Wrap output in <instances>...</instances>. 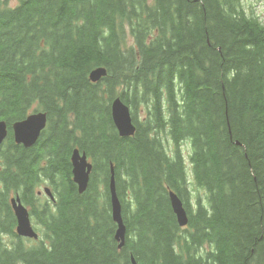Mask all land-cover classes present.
Instances as JSON below:
<instances>
[{"label": "trees", "instance_id": "1", "mask_svg": "<svg viewBox=\"0 0 264 264\" xmlns=\"http://www.w3.org/2000/svg\"><path fill=\"white\" fill-rule=\"evenodd\" d=\"M8 1L0 0V120L9 128L0 264H132L131 256L136 264H264V26L233 16L236 0ZM100 67L107 74L92 83ZM115 98L131 110L132 137L112 122ZM34 104L48 127L24 148L11 125ZM74 148L93 166L83 194L72 181ZM111 162L126 225L121 249ZM42 185L55 200L38 196L39 208ZM170 191L187 212L184 228ZM12 192L30 208L37 241L16 235Z\"/></svg>", "mask_w": 264, "mask_h": 264}, {"label": "water", "instance_id": "2", "mask_svg": "<svg viewBox=\"0 0 264 264\" xmlns=\"http://www.w3.org/2000/svg\"><path fill=\"white\" fill-rule=\"evenodd\" d=\"M105 75L106 70L104 68H96L89 74V80L95 83L100 81V79ZM110 111L112 122L118 132V135L122 138L132 137L135 134L136 128L133 124L129 107L126 106L119 98H115L110 105ZM45 124L46 114L43 113L31 115L24 121L15 123L12 126L15 142L17 144H22L27 148L33 146L36 143L40 132L44 129ZM6 134V123L4 121H0V145L5 139ZM71 162L73 168V181L78 186V193L82 194L86 190L92 166L87 163L86 155L82 154V156H80L78 150L73 151ZM46 192L49 194L48 191ZM109 192L111 198L112 217L114 222L117 224L115 239L120 242L119 248H121L125 240L126 227L124 226L122 220L121 207L116 195L114 168L112 163H110ZM169 199L172 212L176 216L177 224L180 227L186 226L188 223V217L182 202L173 193L169 194ZM17 202L19 204V201ZM12 206L17 220V233L20 236L37 238L36 234L30 228V222L26 210L21 207L20 204L17 206L15 201H12Z\"/></svg>", "mask_w": 264, "mask_h": 264}, {"label": "flooded vegetation", "instance_id": "3", "mask_svg": "<svg viewBox=\"0 0 264 264\" xmlns=\"http://www.w3.org/2000/svg\"><path fill=\"white\" fill-rule=\"evenodd\" d=\"M241 11H244V16L241 14ZM233 16H236L238 19L247 17L254 19L260 23L261 26H264V0H236V7L233 11ZM20 195V193L18 192ZM41 195L39 194V197ZM46 200L50 201V197L47 195L43 196ZM20 199L21 196H20ZM22 203L26 209L30 212V208L25 205V202L22 200ZM36 207H43L44 203L40 202L38 198H36ZM10 206V203H9ZM31 213V212H30ZM16 233V232H15ZM17 235V233H16Z\"/></svg>", "mask_w": 264, "mask_h": 264}, {"label": "rangeland", "instance_id": "4", "mask_svg": "<svg viewBox=\"0 0 264 264\" xmlns=\"http://www.w3.org/2000/svg\"><path fill=\"white\" fill-rule=\"evenodd\" d=\"M20 1H21V0H9V1H8V7H10V8H15V7H17V5L20 3ZM233 3H234V8H235L236 1H235V2L233 1ZM128 36H129V35H128ZM128 36H125V38H127ZM34 108L37 109L36 104H34ZM34 108H33L31 111L35 110ZM38 111H40V110L38 109Z\"/></svg>", "mask_w": 264, "mask_h": 264}, {"label": "bare ground", "instance_id": "5", "mask_svg": "<svg viewBox=\"0 0 264 264\" xmlns=\"http://www.w3.org/2000/svg\"><path fill=\"white\" fill-rule=\"evenodd\" d=\"M153 11V10H152ZM137 13V12H136ZM144 13V12H143ZM143 15V14H142ZM154 17V16H153ZM155 18V17H154ZM260 25V23H259ZM258 26V25H257ZM75 31V30H74ZM67 32V31H66ZM139 38V37H138ZM112 39V38H111ZM109 41V40H108ZM196 43V42H195ZM118 55V54H117ZM215 56V55H214ZM230 60V59H229ZM111 61V60H110ZM235 63V62H234ZM126 67V66H125ZM127 72V71H126ZM232 76V75H231ZM244 78V77H243ZM51 81V80H50ZM172 81V80H171ZM239 83V82H238ZM81 84V83H80ZM79 85V84H78ZM63 89V88H62ZM88 90V89H87ZM138 92V91H137ZM81 94V93H80ZM68 95V94H67ZM71 95V94H70ZM151 96V95H150ZM71 98V97H70ZM130 98V97H129ZM76 102V101H75ZM127 102V101H126ZM100 106V105H99ZM141 106V105H140ZM153 106V105H152ZM88 108V107H87ZM134 108V107H133ZM100 109V108H99ZM133 110V109H132ZM151 110V109H150ZM162 117V116H161ZM173 118V117H172ZM162 119V118H161ZM84 126V125H83ZM82 126V127H83ZM102 126V125H101ZM51 127V126H50ZM179 127V126H178ZM140 128V127H139ZM179 131V130H178ZM88 134V133H87ZM107 134V133H106ZM187 134V132H186ZM179 135V134H178ZM115 136V135H114ZM186 137V136H185ZM190 139V138H189ZM178 140V139H177ZM149 141V140H148ZM156 143V142H155ZM154 143V144H155ZM143 144V143H142ZM164 146V145H163ZM181 147V146H180ZM165 148V147H164ZM203 149V148H202ZM128 150V149H127ZM122 151V150H121ZM164 152V151H163ZM175 152V151H174ZM70 153V152H69ZM147 154V153H146ZM244 154V153H243ZM151 155V154H150ZM159 155V154H158ZM242 155V154H241ZM71 157V156H70ZM201 158V157H200ZM97 159V158H96ZM193 159V158H192ZM145 160V159H144ZM170 160V159H169ZM181 161V160H180ZM155 163V162H154ZM181 163V162H180ZM174 165V164H173ZM99 166V165H98ZM157 167V166H156ZM180 167V166H179ZM200 171V170H199ZM178 173V172H177ZM185 173V172H184ZM199 173V172H198ZM181 175V174H180ZM186 176V175H185ZM171 177V176H170ZM200 177V175H199ZM207 178V177H206ZM180 183V182H179ZM183 184V183H182ZM200 184V183H199ZM182 190V189H181ZM144 191V190H143ZM144 193V192H143ZM210 204V203H209Z\"/></svg>", "mask_w": 264, "mask_h": 264}]
</instances>
